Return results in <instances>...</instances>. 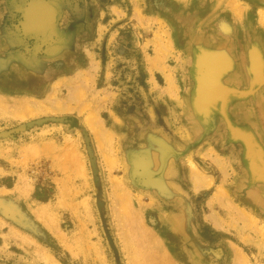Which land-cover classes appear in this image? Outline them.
<instances>
[{
    "label": "rangeland",
    "instance_id": "obj_1",
    "mask_svg": "<svg viewBox=\"0 0 264 264\" xmlns=\"http://www.w3.org/2000/svg\"><path fill=\"white\" fill-rule=\"evenodd\" d=\"M256 56L264 0H0V264H264Z\"/></svg>",
    "mask_w": 264,
    "mask_h": 264
},
{
    "label": "bare ground",
    "instance_id": "obj_2",
    "mask_svg": "<svg viewBox=\"0 0 264 264\" xmlns=\"http://www.w3.org/2000/svg\"><path fill=\"white\" fill-rule=\"evenodd\" d=\"M214 49V48H213ZM211 50V49H210ZM210 52V51H209ZM212 52V51H211ZM208 54V53H207ZM207 57V61L209 64V70H210V78H211V82L216 86L219 87L220 84L219 82H214V79L216 78V76H218L219 74L221 75V72L224 68H226V64L228 61V53L223 50L222 48L220 50H217L216 52H212L211 54L206 55ZM255 60H257L256 63V67L255 69L257 71L259 70H264L263 68V63L261 62L260 58H258L257 56L255 57ZM219 81V80H218ZM259 104V106H261L262 108H264V99H262V101H260V99L256 100ZM241 110V109H240ZM245 113V112H244ZM254 114V113H253ZM264 116V114H263ZM253 117V116H252ZM241 120V119H240ZM238 121V120H237ZM246 123V122H245ZM245 125V124H244ZM245 130V129H244ZM247 130V129H246ZM257 165V164H256ZM254 167H256L254 165Z\"/></svg>",
    "mask_w": 264,
    "mask_h": 264
}]
</instances>
